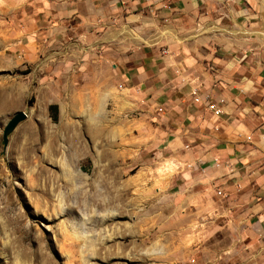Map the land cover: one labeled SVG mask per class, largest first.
<instances>
[{"label":"rangeland","instance_id":"374dc122","mask_svg":"<svg viewBox=\"0 0 264 264\" xmlns=\"http://www.w3.org/2000/svg\"><path fill=\"white\" fill-rule=\"evenodd\" d=\"M26 2L0 0V264H192L211 236L153 123L85 48L22 22Z\"/></svg>","mask_w":264,"mask_h":264},{"label":"crops","instance_id":"0c3cea01","mask_svg":"<svg viewBox=\"0 0 264 264\" xmlns=\"http://www.w3.org/2000/svg\"><path fill=\"white\" fill-rule=\"evenodd\" d=\"M25 5L21 20L38 37L85 48L153 123L157 154L177 170L171 186L191 204L188 224L211 236L190 262L264 264L263 0ZM208 98L224 100L220 115Z\"/></svg>","mask_w":264,"mask_h":264},{"label":"water","instance_id":"95a60500","mask_svg":"<svg viewBox=\"0 0 264 264\" xmlns=\"http://www.w3.org/2000/svg\"><path fill=\"white\" fill-rule=\"evenodd\" d=\"M27 117L24 111H18L8 122L3 130V142L4 145L8 142V135L15 129V127Z\"/></svg>","mask_w":264,"mask_h":264},{"label":"built area","instance_id":"2783aa9c","mask_svg":"<svg viewBox=\"0 0 264 264\" xmlns=\"http://www.w3.org/2000/svg\"><path fill=\"white\" fill-rule=\"evenodd\" d=\"M198 100H199V96H196L195 101H198ZM206 104H207V108L211 110L215 115H220L223 112V104H224L223 99L219 101H213V100H210V98H208L206 100ZM218 194L224 195L222 191H218Z\"/></svg>","mask_w":264,"mask_h":264},{"label":"trees","instance_id":"16d2710c","mask_svg":"<svg viewBox=\"0 0 264 264\" xmlns=\"http://www.w3.org/2000/svg\"><path fill=\"white\" fill-rule=\"evenodd\" d=\"M50 109H51V111H53V115H54V117H55V119H56L57 106H56V105H51V106H50Z\"/></svg>","mask_w":264,"mask_h":264},{"label":"bare ground","instance_id":"6f19581e","mask_svg":"<svg viewBox=\"0 0 264 264\" xmlns=\"http://www.w3.org/2000/svg\"><path fill=\"white\" fill-rule=\"evenodd\" d=\"M64 170L66 171V167H64ZM65 176H67L68 177V180H70L69 179V177H70V171L67 169V172H66V175ZM78 232H79V230H78Z\"/></svg>","mask_w":264,"mask_h":264}]
</instances>
